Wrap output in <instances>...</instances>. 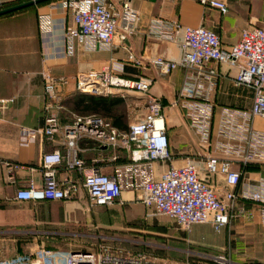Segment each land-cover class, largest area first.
Returning a JSON list of instances; mask_svg holds the SVG:
<instances>
[{"label":"built area","instance_id":"1","mask_svg":"<svg viewBox=\"0 0 264 264\" xmlns=\"http://www.w3.org/2000/svg\"><path fill=\"white\" fill-rule=\"evenodd\" d=\"M17 0H0V2ZM206 8L229 12L225 0H199ZM52 7L60 9L69 21L65 22L66 54L111 49L116 42L134 36L139 30L140 17L132 0H55ZM42 33L50 31V16H39ZM149 37L158 41L178 42L182 48L179 59L164 56L138 58L130 53L128 60L135 67H154L161 75L177 69L189 73L171 103L183 110L184 116L205 151L197 157H186L175 165L170 151L168 122L162 100L152 93L154 79L129 77L114 68L106 71L84 69L75 78L79 93L98 96L137 93L147 99V110L129 124L127 130L115 127L106 118L96 115H75L70 123H62L64 90L71 79L42 72L45 91V119L42 127L20 126L19 146L29 147L38 139L62 137L63 149L44 153L40 169L44 184L34 183L16 190L18 201L71 200L85 190L90 207L111 206L122 199L123 193H135L151 215H166L186 232L196 225H210L214 233L229 228L235 218L245 214L237 208L239 201L261 206L264 223V177L252 180L243 167L264 164V130L255 128L256 118L264 119V27L252 25L242 30L240 40L225 47L215 31L203 26H190L177 18L153 17L147 25ZM215 65V66H211ZM226 74L236 84L254 91L249 108L223 107L215 120V103L211 91L217 77ZM15 98L0 97V117L5 115ZM92 140L100 147L128 154L127 160L114 166L107 174L97 165L88 164L80 156V141ZM118 151V152H117ZM11 172L34 171L35 167L0 159ZM157 164H160L159 169ZM169 164L168 167H165ZM59 167L69 174L77 172L81 181L58 178ZM223 187H222V186ZM221 186V188H220ZM253 212L248 211L249 217ZM205 261L152 258L142 252L112 249L100 245L95 248L70 251L65 264H239L226 254L193 252ZM49 252L41 251L30 264L49 263ZM0 264H29L21 258L0 261Z\"/></svg>","mask_w":264,"mask_h":264},{"label":"crops","instance_id":"2","mask_svg":"<svg viewBox=\"0 0 264 264\" xmlns=\"http://www.w3.org/2000/svg\"><path fill=\"white\" fill-rule=\"evenodd\" d=\"M225 1L229 5V12L226 15L204 7L199 0H132L140 17L139 30L134 36L116 42L111 49L84 51L78 47L73 56L66 54L65 22L70 19L60 9L52 7L53 1L30 6L12 16L0 17V97L15 98L7 113L0 117V159L35 167L34 171L25 169L15 173L0 164V261L21 258L30 264V261L39 258L41 251H48L49 263L65 264L67 254L77 249L76 244L80 237L95 236L91 233L94 230L91 229L92 220L94 219L96 225L94 228H99L98 225L103 220V211L112 206L90 207L88 195L83 189L71 200L18 201L15 198L16 190L28 186L30 182L37 187L44 184L40 169L42 155L57 148L63 149L61 136L52 140L38 139L29 147L19 146L20 126L39 128L44 124L46 99L42 72L48 70L55 76L71 79L64 90L65 110L68 109L66 101L80 94L75 87V78L81 70L91 68L112 71L117 68L124 76H144L154 79L152 93L162 100L165 110L178 109L183 119L176 125H168L170 151L174 156L173 164L180 165L186 157H192V154L185 153L187 151L176 153L172 142L173 137L177 138L176 135L180 138L185 135V127L194 134L197 146L201 149L193 156L197 157L205 153L199 146L198 137L189 127L183 110L171 106L189 72L185 69H177L170 75H161L152 66L135 67L127 61V58L130 53L138 58L164 56L179 59L181 57L182 48L178 42L158 41L148 36L147 25L153 17L177 18L190 26L203 25L218 33L225 47L237 43L245 27L252 25L264 27V0ZM45 14L50 16V31L42 33L39 16ZM226 70L227 68L221 67L224 75L217 77L216 86L210 95L215 103V120L218 119L223 107L249 108L253 103V89L236 84L230 76L225 75ZM137 97L140 99L138 101L144 102L142 115L147 110V99L139 94ZM258 120L264 121L263 118ZM131 122L132 120H128L125 116L126 128L122 130H127ZM258 124L256 118L255 128L264 130V126ZM79 146L81 158L88 164L97 165L107 174H111L114 166L126 161L128 157L127 152L121 151L120 158L115 161L113 155L116 154V150L109 147L100 148L92 140H82ZM157 166L161 168L160 164ZM168 166L169 164L165 165ZM247 175L252 180L264 177V164L257 170L247 171ZM69 177L74 181H81L79 173L69 174L63 167H59L58 178L64 180ZM133 203L144 206L136 200L135 193L126 191L122 199L115 204ZM237 208L245 209V214L235 218L230 227L219 234L214 233L210 225L196 226H208L218 236L240 231L245 239L244 243L240 242L242 247L247 241L256 245L255 248L264 247L261 206L242 200L237 203ZM248 211L254 213L252 217L247 215ZM81 225L88 227L90 232L84 233L80 228ZM205 236L202 235V240ZM223 236L213 240L220 241ZM84 249L90 248L84 247Z\"/></svg>","mask_w":264,"mask_h":264},{"label":"rangeland","instance_id":"3","mask_svg":"<svg viewBox=\"0 0 264 264\" xmlns=\"http://www.w3.org/2000/svg\"><path fill=\"white\" fill-rule=\"evenodd\" d=\"M7 3L5 1L0 2V10ZM19 12L1 16H12ZM137 96L138 94L126 93L123 96L124 103L118 108L119 112L124 113L128 120H135L143 112L144 102L138 101L140 99ZM165 115L169 126L183 121L178 109L166 108ZM257 122L259 126H264V121L257 118ZM184 134L181 138L175 134L177 138L174 139L173 137V150L176 153L187 151L185 153H191L193 157L201 149L197 146L194 134L187 127L184 128ZM176 148L177 150H175ZM130 205L113 204L107 208L103 211V220L98 225L99 228H94L96 225L93 219L91 229L94 230L91 233L95 236L80 237L77 240V249L84 247L91 249L95 246L104 245L112 249L142 252L152 258L185 261L195 255L193 252H201L198 251L201 248H210L228 255L235 262L264 264V247L255 248L256 245L249 244L248 241L242 247L240 242L244 243L245 239L240 231L227 232L226 236L223 234L218 236L208 226H195L193 232L190 233L183 231L173 219L166 215H151L152 211L147 210L141 204L133 203ZM80 228L84 233L90 232L88 227L81 225ZM204 234L206 236L202 240L201 237ZM221 236H223L222 240H213V238L219 239Z\"/></svg>","mask_w":264,"mask_h":264},{"label":"trees","instance_id":"4","mask_svg":"<svg viewBox=\"0 0 264 264\" xmlns=\"http://www.w3.org/2000/svg\"><path fill=\"white\" fill-rule=\"evenodd\" d=\"M30 1V0H17V1H10L8 2L4 8L12 7L17 4ZM55 0H49L39 3L40 5L48 4ZM27 8H23L17 11H22ZM14 11V12H17ZM14 12L8 13L13 14ZM124 103V97L121 95H111V96H98V95H90L85 93H80L78 96L69 99L66 101L67 110L64 109L61 112V121L62 123H70L75 115H90L96 114L100 115L107 120H109L115 127L119 129L126 128L125 124V115L124 113H120L118 108ZM125 130V129H124ZM259 164H249L243 167L244 171H254L259 169ZM200 253H207V254H220L219 252L208 249V248H201ZM197 252V251H195ZM189 260L195 261H205L202 258L198 257L197 255H192ZM206 262V261H205Z\"/></svg>","mask_w":264,"mask_h":264},{"label":"water","instance_id":"5","mask_svg":"<svg viewBox=\"0 0 264 264\" xmlns=\"http://www.w3.org/2000/svg\"><path fill=\"white\" fill-rule=\"evenodd\" d=\"M44 1H49V0H30V1H26L23 3L17 4V5L12 6V7L2 9V10H0V16L14 12V11H17V10H20V9H23V8H27V7H30L33 5H37V4L44 2ZM76 250L77 249L73 250L72 252L76 253Z\"/></svg>","mask_w":264,"mask_h":264}]
</instances>
